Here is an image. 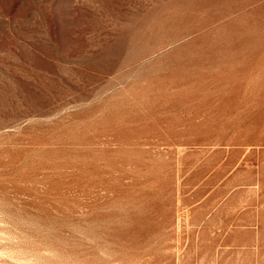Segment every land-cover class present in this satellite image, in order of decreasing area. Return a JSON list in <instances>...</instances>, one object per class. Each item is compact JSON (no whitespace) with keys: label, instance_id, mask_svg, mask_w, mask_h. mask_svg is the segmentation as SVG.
<instances>
[{"label":"rangeland","instance_id":"obj_1","mask_svg":"<svg viewBox=\"0 0 264 264\" xmlns=\"http://www.w3.org/2000/svg\"><path fill=\"white\" fill-rule=\"evenodd\" d=\"M0 264H264V0H0Z\"/></svg>","mask_w":264,"mask_h":264}]
</instances>
